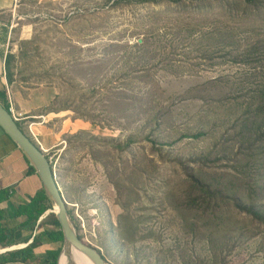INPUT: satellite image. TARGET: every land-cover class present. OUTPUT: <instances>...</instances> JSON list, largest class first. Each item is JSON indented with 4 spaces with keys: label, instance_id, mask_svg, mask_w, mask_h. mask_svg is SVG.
Returning a JSON list of instances; mask_svg holds the SVG:
<instances>
[{
    "label": "rangeland",
    "instance_id": "rangeland-1",
    "mask_svg": "<svg viewBox=\"0 0 264 264\" xmlns=\"http://www.w3.org/2000/svg\"><path fill=\"white\" fill-rule=\"evenodd\" d=\"M103 2L15 0L4 11L15 59L3 91L26 117L22 131L33 123L77 234L108 264H264L263 227L236 216L227 199L217 224L190 212L186 179L221 184L228 198L264 183V139L236 155L248 146L240 133L264 129L261 120L243 124L264 55L244 66L213 46L201 58L199 30L220 27L215 17L192 34L188 14L167 13L163 2ZM256 38L242 35L240 50ZM59 247L45 240L35 253Z\"/></svg>",
    "mask_w": 264,
    "mask_h": 264
},
{
    "label": "trees",
    "instance_id": "trees-1",
    "mask_svg": "<svg viewBox=\"0 0 264 264\" xmlns=\"http://www.w3.org/2000/svg\"><path fill=\"white\" fill-rule=\"evenodd\" d=\"M148 1L154 4L163 2L162 6L164 10H160L167 13L188 14L191 24L187 29L192 34L196 33L198 26L207 23L210 16L216 18L214 22L219 24L220 27L211 31L199 30L198 42L201 44V50H204L201 58H206V54L209 53L213 46L216 48V52L221 55L224 62L229 61L233 64H242L244 66H249L253 60H257L264 55V34L257 32L253 34L252 32L255 27L264 26V0H104L103 3L109 7H115L119 4H136ZM215 11L217 13L214 15L212 12ZM198 17L201 20H197ZM242 35H254L257 38L247 43L246 47L240 50L242 46L240 38ZM246 39H249V37ZM202 44L204 45L202 46ZM181 56L186 59L187 53L182 52ZM14 59L15 56L11 53L6 57L5 78L7 83L13 81L11 71ZM253 98L254 102L249 104L243 123L244 126H247L246 130H248L249 125L254 126L255 120H261V125L258 126L259 129L262 126L264 128V80L261 85L253 90ZM4 99L6 100V95L3 91L0 93V104L7 110V102ZM18 127L22 130L20 125ZM1 132L4 133L2 130ZM256 132L257 130L252 131L249 129L246 133L239 134L242 142L248 144V146L245 150L240 149L236 153L237 156H242V153L251 150L253 146L252 142L264 139V129L260 135L254 137ZM203 135V132H197L191 135L187 134L186 137L199 139ZM197 160L200 161V159ZM183 165L182 168H185ZM34 172V167H31L29 173ZM186 179L189 182L188 197L190 200L188 210L190 212L199 210L201 214L206 216L209 222L214 221L217 224V221L220 220V210L222 209V205L217 207L218 202L227 199L236 216H239L240 219L248 220L256 226H262L264 229V206L257 205L255 202L258 197L264 199V183L256 185L255 188L244 183L243 186H240L239 193H233V196L228 198L224 196V191H230V189L221 184L206 183L202 181L201 177L196 175H187ZM0 194V197L3 198L2 195L6 193ZM49 209H52L51 202L46 196L45 191L41 190L35 197L30 199L28 204L19 206L17 217L25 216L26 222L20 225L18 229L27 228L34 231L38 220ZM38 227L42 229V232L35 235L31 233V236L26 239V243L32 240L31 243L22 249L1 254L0 264H33V262H38V264H58L64 247V237L55 214L50 213L45 221L39 223ZM44 227L46 228L44 229ZM14 232H16V229L9 231L0 229L1 248L7 249L17 244L15 241L16 233ZM42 238L50 244L55 243V245H61V247L55 250L48 249L43 256H38L35 250L41 247L43 241H45ZM82 240L85 244L91 246L84 239Z\"/></svg>",
    "mask_w": 264,
    "mask_h": 264
},
{
    "label": "crops",
    "instance_id": "crops-1",
    "mask_svg": "<svg viewBox=\"0 0 264 264\" xmlns=\"http://www.w3.org/2000/svg\"><path fill=\"white\" fill-rule=\"evenodd\" d=\"M14 3L15 0H0V93L3 92V86L7 84L5 61L10 53L8 46L15 28L11 19L5 20L9 13L4 11L13 13ZM24 134L29 138L26 133ZM30 141L32 140L30 139ZM31 167L33 166L19 147L0 130V193H6L2 195L3 198L0 197V229L6 231L16 229L14 233H16L15 241L17 244L20 243L19 240L25 237L24 233H30V236L31 233L34 235L38 233V231L35 232L27 228L18 229L20 225L26 222L25 216L17 217L19 206L28 204L32 197L43 190L42 182L36 170L34 173H29ZM29 243L25 245L27 246Z\"/></svg>",
    "mask_w": 264,
    "mask_h": 264
},
{
    "label": "water",
    "instance_id": "water-1",
    "mask_svg": "<svg viewBox=\"0 0 264 264\" xmlns=\"http://www.w3.org/2000/svg\"><path fill=\"white\" fill-rule=\"evenodd\" d=\"M0 129L19 147L27 160H29L31 165L35 168L36 173L42 182L43 190L51 202L52 209L47 210L41 219L43 220V218L48 216L50 213H53L60 223L64 237V247L59 257L58 264H60L63 253L72 248L83 253L92 264H108L97 249L85 244L84 241L80 239L76 229L74 228L72 217L67 209V203L56 180L50 161L41 149L33 144L32 141H30V139L23 133L18 125L13 121L8 111L4 109L1 104ZM9 249L10 248L5 249V252L15 250Z\"/></svg>",
    "mask_w": 264,
    "mask_h": 264
},
{
    "label": "built area",
    "instance_id": "built-area-1",
    "mask_svg": "<svg viewBox=\"0 0 264 264\" xmlns=\"http://www.w3.org/2000/svg\"><path fill=\"white\" fill-rule=\"evenodd\" d=\"M7 106H8V113L10 114L11 118L13 119V121L17 124V125H22L21 122L24 121V119H26L25 116H23L20 113H16V111H14V107H13V103L11 102V99L8 95L7 99ZM27 126H28V130L26 131L24 129V131L27 132V135L29 136V138L33 141V143L38 146L41 151L46 155L47 151L44 149L43 145L41 142H39L37 135L33 132L32 130V126L33 123L32 122H26ZM22 127V126H21ZM23 129V128H22Z\"/></svg>",
    "mask_w": 264,
    "mask_h": 264
},
{
    "label": "bare ground",
    "instance_id": "bare-ground-1",
    "mask_svg": "<svg viewBox=\"0 0 264 264\" xmlns=\"http://www.w3.org/2000/svg\"><path fill=\"white\" fill-rule=\"evenodd\" d=\"M92 246V245H91ZM14 249V248H13ZM10 250V249H9ZM62 260V261H61ZM60 260V264H92L83 253L75 249L65 251Z\"/></svg>",
    "mask_w": 264,
    "mask_h": 264
}]
</instances>
